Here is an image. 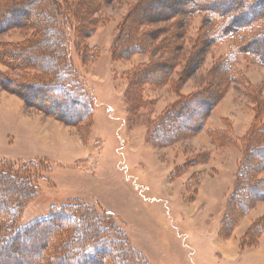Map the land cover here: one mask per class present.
<instances>
[{"label": "rangeland", "instance_id": "1", "mask_svg": "<svg viewBox=\"0 0 264 264\" xmlns=\"http://www.w3.org/2000/svg\"><path fill=\"white\" fill-rule=\"evenodd\" d=\"M58 1L68 14L71 1ZM145 1L105 3L94 15L93 34L82 35L78 41L75 35L71 37L77 46L70 56L81 86L95 99L92 123L66 125L27 107L0 84V168H11L34 191L17 225L27 226L60 208L81 203L113 216L149 264H264V214L244 221L264 202L242 216L226 236L219 233L246 151L264 143V62L235 47L241 41L264 37V18L245 33L212 44L215 25L205 13L141 24L138 8ZM9 2L0 0V10ZM43 4L49 25L51 6ZM54 16L52 31H57L53 37L60 39L63 18ZM70 19L79 28L78 20L71 15ZM36 35L34 27L2 28L0 52L24 47ZM140 42L146 44L142 46L145 51L128 54ZM153 63L172 66L166 82L132 84L139 77L130 74ZM38 76L36 71L11 69L0 57V80L33 81ZM127 93L132 95L133 106L128 104ZM194 95L214 104L205 129L166 145L150 142L164 114ZM17 110L30 120L43 117L57 122L65 136L69 134L67 138L80 143V152L68 163H58L55 153L62 156L70 147L62 140L42 141L41 133L48 139L51 132L29 128ZM199 116L198 112L191 122ZM236 123L247 128L235 132ZM206 131L210 144L201 136ZM42 151L48 159L9 158ZM235 160L234 184L224 201L217 195V199H205L200 193L205 182L222 181ZM257 178L264 179V173ZM258 221L262 223L251 230Z\"/></svg>", "mask_w": 264, "mask_h": 264}, {"label": "trees", "instance_id": "2", "mask_svg": "<svg viewBox=\"0 0 264 264\" xmlns=\"http://www.w3.org/2000/svg\"><path fill=\"white\" fill-rule=\"evenodd\" d=\"M44 1L50 4L52 10L51 14L48 12V19L52 20L49 25L46 23ZM69 1L72 4L67 3L68 14L58 0H10V4L0 10V29L34 27L37 31V38L28 45L1 51V59L11 69L40 74L36 80L23 82L2 77L0 84L22 99L27 107L77 127L86 122L92 123L95 99L90 91L81 86L78 70L70 56L77 46L71 37L75 35L78 41L82 35L85 38L92 35L97 26L95 13L103 4L113 0ZM138 12L141 24L190 19L205 13L207 21L215 25L210 37V42L215 44L245 33L260 22L264 18V0H146L139 6ZM54 13L63 18L60 39L53 37L57 31L56 28L52 31V23L56 22ZM70 15L78 20L79 28L76 29ZM142 46L146 44L140 42L127 52L141 53L145 51ZM235 47L237 52L255 54L264 62V37L241 41ZM171 73V65L153 63L140 67L130 76L138 75L139 80H132L136 86L143 81L161 85ZM126 96L128 104L133 106L132 95L127 93ZM213 109L214 104L196 95L182 99L164 114L160 123L155 124L150 142L166 145L180 137L203 131ZM198 112L200 116L191 122ZM249 148L226 205L219 232L224 236L242 216L264 202V179L257 178L264 173V143ZM255 172H258L257 176ZM33 192L31 183L20 179L11 168H0V264H149L132 247L113 216L99 214L86 204L68 205L27 226L18 227V220ZM260 223L262 221L256 222L251 230Z\"/></svg>", "mask_w": 264, "mask_h": 264}, {"label": "crops", "instance_id": "3", "mask_svg": "<svg viewBox=\"0 0 264 264\" xmlns=\"http://www.w3.org/2000/svg\"><path fill=\"white\" fill-rule=\"evenodd\" d=\"M13 111H9V113H12ZM7 114V115H11V114ZM17 113H20L23 117H24V121H25V125L29 126V128L33 127V126H37L39 128L38 132H41L42 130L46 131H50L51 133L47 134L48 139L45 137V135H42L41 133V139H43L42 141H45L46 143H58L59 140L63 141V144H66L67 147L70 148H66L64 149V154L61 155H57L55 153V158L57 159L58 163H68L71 159L76 157L77 152H80V150H77V146H79L80 143H78V141L75 139L72 140L74 137H66L67 135H69L68 133H66L67 135L65 136L64 134V130H62V128L60 127V125L53 121V120H49V119H45L43 117H38L36 118V120L34 121L33 119H28L25 115H23V111H19L17 110ZM216 127V126H215ZM211 128L210 123L208 124L207 129L209 130ZM217 128H220L217 127ZM244 128L243 132L245 131V129L247 127H241L239 125L234 124V129L235 132L238 131L241 132L242 129ZM33 130V129H32ZM47 131V132H48ZM60 132V133H59ZM242 132V133H243ZM241 135V134H240ZM201 136L208 142V144H210V139L207 136V131L203 132L201 134ZM57 145V144H55ZM65 148V147H64ZM70 149V151L68 150ZM43 152V151H42ZM27 154V153H26ZM18 155V157H9V158H14L13 160H39V159H44L47 158L48 159V154L46 152L43 153H34L33 155ZM30 154V153H29ZM28 156V157H26ZM67 158H69L67 160ZM235 165H236V160L234 162H231V165L229 166V169L227 170V172L223 173V180L221 181L220 178H217L214 182L212 181H206L204 184L203 189L201 190L200 193H202V195L205 197V199H217L215 198V195L218 196V200H223L227 194V192L233 187L234 184V178L231 176V172H233L235 170ZM234 173V172H233ZM224 179L226 181H224ZM260 213V214H259ZM262 214H264V203L260 204L256 210H253L249 216H247L244 221H247V219H249L251 221L258 218L259 216H261ZM261 244H264V239H262Z\"/></svg>", "mask_w": 264, "mask_h": 264}]
</instances>
